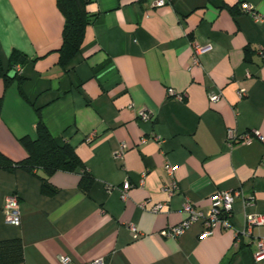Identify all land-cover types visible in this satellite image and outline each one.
Listing matches in <instances>:
<instances>
[{"label": "crops", "instance_id": "crops-1", "mask_svg": "<svg viewBox=\"0 0 264 264\" xmlns=\"http://www.w3.org/2000/svg\"><path fill=\"white\" fill-rule=\"evenodd\" d=\"M88 1L93 20L62 68L55 0H0L1 64L7 68L12 51L29 60L17 71L23 96L17 81L5 87L0 79V153L13 162L27 157L21 140L35 139L39 110L91 178L84 193L83 170L0 169V240H21L22 264H61L59 256L72 264H264L257 260L264 226L242 235L247 214L264 216V0H168L161 8L155 0ZM192 43L212 51L194 62ZM209 93L220 99L210 102ZM141 110L149 122L139 120ZM229 130L258 131L261 140L229 146ZM120 144L127 149L115 159ZM166 165L178 184L171 198L162 192ZM41 179L54 191L44 192ZM217 191L239 194L231 228L203 238L195 223L178 239L161 235L186 218L185 202L207 212ZM11 196L18 227L4 219ZM156 205L163 209L151 212Z\"/></svg>", "mask_w": 264, "mask_h": 264}, {"label": "trees", "instance_id": "trees-1", "mask_svg": "<svg viewBox=\"0 0 264 264\" xmlns=\"http://www.w3.org/2000/svg\"><path fill=\"white\" fill-rule=\"evenodd\" d=\"M88 2V0H55L57 9L64 20L61 42L59 48L56 50L58 65L62 68H65L79 52L85 30L93 20L92 16L86 11ZM233 10L231 9L232 12H234ZM28 61L27 56L18 51L11 52L6 69L0 61V79L3 81L5 87L17 81L21 96H23L20 89L22 78L16 72V67L21 68ZM35 113L37 118L35 139L24 138L21 140L22 145L27 151V157L21 161L13 162L0 153V169L13 171L18 168L32 174L37 170H41L46 176L57 171L73 173L77 170H83V177L79 183V187L84 193H87L91 178L84 171L83 164L73 148L67 143L58 144L44 125L39 110H36ZM41 180L44 192L49 193L54 191L49 187L45 179ZM22 263L23 246L21 240H0V264Z\"/></svg>", "mask_w": 264, "mask_h": 264}, {"label": "built area", "instance_id": "built-area-1", "mask_svg": "<svg viewBox=\"0 0 264 264\" xmlns=\"http://www.w3.org/2000/svg\"><path fill=\"white\" fill-rule=\"evenodd\" d=\"M168 0H155L153 6L155 8H161L167 4ZM240 9L243 13L248 14L253 21L262 22L263 19L258 15L254 7L248 4H242ZM191 49L193 53V61L196 62L197 57L212 51V46L210 44H197L192 43ZM19 71V67H16V72ZM168 95L170 97H176V99L181 100L182 96H177L175 93L169 89ZM237 95L239 98H243L246 95L245 89H239L237 91ZM220 99V94H208V100L210 102H217ZM130 109L133 108L132 105L129 106ZM139 120L142 122H149L151 120V116L145 111L141 110L138 113ZM227 143L233 145L235 143L242 145H249L255 140H261L260 134L258 131L245 132L240 135H235L233 131H227ZM127 146L125 144H120L116 153L115 159H121L124 152L126 151ZM165 172L167 176V181L162 186V192L169 198L174 196L176 192H178V184L175 181L174 174L175 168L169 165H166ZM130 185L128 182H125L123 185V190L121 191V197L124 200L126 198L127 191L129 190ZM238 193H231L227 191H217L211 197V209L207 212L197 211L194 207L189 203L185 202L183 205L182 211L186 215V218L174 225L172 227H168L161 232V235L167 239H178L183 236L193 224L201 223L203 226L202 237H208L212 235L213 231L217 227H221L224 229L231 228L229 218L232 214L233 203L236 197H238ZM247 207L252 206V202H247L245 204ZM140 209H145V204L139 205ZM163 209V205H156L151 209V212L158 213ZM3 213L5 222L8 225L18 227L20 225V206L19 201L16 196L8 197L5 200L3 206ZM264 226V216L255 215V214H247L245 217V229L242 231V235L245 237H250L252 235V229L254 227H263ZM132 232H135L133 227L130 228ZM137 238V236H136ZM264 259V238L258 239L257 241V260ZM58 261L61 264H72L71 261L65 257H58ZM102 264V263H96Z\"/></svg>", "mask_w": 264, "mask_h": 264}]
</instances>
